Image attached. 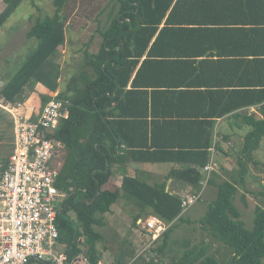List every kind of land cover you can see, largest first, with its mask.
Listing matches in <instances>:
<instances>
[{"label":"trees","instance_id":"trees-1","mask_svg":"<svg viewBox=\"0 0 264 264\" xmlns=\"http://www.w3.org/2000/svg\"><path fill=\"white\" fill-rule=\"evenodd\" d=\"M23 1L0 0L3 4L0 29ZM69 1L52 0L53 12L35 17L26 32V39L32 40L27 57L8 79H0V98L5 102L16 106L28 98L33 101L37 113L27 116L31 120L38 117L42 107L59 89L61 69L57 59L59 48L66 41L68 15L65 9ZM243 1L245 6L257 5L261 8L259 14H264V0ZM184 4L187 0H116L113 11H106V7L101 8L105 12L93 11H97L95 15L99 17L106 14L103 22L93 15L100 43L94 52L88 43L77 51L81 56L79 64L56 97L68 102V118L60 121L58 130L48 134L65 147L56 187L66 198L56 224L58 241L66 247L69 260L84 254L88 264H97L113 241L119 243L114 264H124L126 258L138 253L145 243L142 240L136 246L126 237L118 238L119 241L115 236L108 237L111 230L105 214L122 200L135 209L131 228H138L137 221L149 215L171 223L159 244L149 252L150 260L139 257L134 263L162 264L171 254L175 242L173 232L186 221L181 213L182 198L166 190V181L172 179L190 186L194 194L201 190V170L211 154L214 159L216 153L214 118L210 116V121L158 120L152 108L149 111L155 97L172 98L177 93L168 90L171 85L146 81L143 77L150 68L161 69L175 60L162 52L161 40L165 31L181 30L182 24L176 23L175 15ZM251 25L264 30V19L252 21ZM256 71H262V67ZM255 84L254 88H248L250 90L236 92L238 103L234 108L258 105L260 117L243 116L249 131L238 148L231 149L235 151L236 166L228 172L221 170L226 178L216 170L211 172L208 184L217 190L199 220L200 229L208 238L229 250L231 264H264L263 206L254 207L253 225L247 229L234 205L239 189H245L249 164L254 165L256 172L264 173V163L254 157L264 140V82ZM134 99L141 106L136 114L130 110ZM25 110L22 109L23 114ZM160 136L183 140V144H161ZM12 139L10 117L0 109V143L7 141L0 145V174L7 166ZM132 163L173 166L164 182L149 184L139 175L126 174L123 166ZM116 172L122 175L119 186L112 182ZM251 177L258 179L254 174ZM245 198L244 194L240 195L244 205ZM209 251L210 245L205 239L194 245L184 241L179 255L169 257V264H218ZM28 264L42 263L30 261Z\"/></svg>","mask_w":264,"mask_h":264},{"label":"crops","instance_id":"crops-1","mask_svg":"<svg viewBox=\"0 0 264 264\" xmlns=\"http://www.w3.org/2000/svg\"><path fill=\"white\" fill-rule=\"evenodd\" d=\"M252 6H245L243 0H187L185 7H181L175 15L178 21L176 23L182 24L181 30H167L161 40L162 52L168 53L167 55H171L175 60L161 69L158 66L155 70L150 68L143 76L146 81H162L171 85L173 87L168 90L177 93L172 95V98L155 97L149 111L152 108L151 111H154L158 120L187 118L194 121H210V116L214 118L213 144L217 146L214 156L217 165L215 170L223 178L226 176L222 175L221 170L228 172L236 166L235 151L231 149H237L249 131L243 116L260 117L258 105L234 108L238 103L235 100L236 92L250 90L248 88H254L255 83L264 82V30L251 25L252 21L263 20L264 14H259L261 8L257 5ZM259 67H262L260 72L256 71ZM137 104L134 99L130 106L132 114L140 110L141 106ZM27 105L26 100L24 108ZM24 114L30 115L26 110ZM236 115L238 117H235ZM158 141L161 144H183V140L164 139L161 136ZM172 166L168 163H132L123 168L128 176L139 175L149 184H154L164 182ZM252 174L249 168L247 178L251 179ZM121 179L122 175L116 172L112 182L119 186ZM166 190L181 198L194 194L190 186L172 179L166 181ZM201 190L199 201L207 203L214 198L217 189L214 185L206 183ZM246 192V189H239L236 199L241 202L240 195L246 196ZM124 204L121 200L116 208H113L115 204L111 206L110 212L105 214L108 225L115 223L122 227L125 224L123 217L129 215L123 210L131 208ZM236 208L238 209L237 206ZM131 213L130 216L133 215ZM112 229L117 234L115 237L121 240L124 237L135 240L133 232L138 231V228H130V232L128 230V233L124 234L122 229ZM101 261L105 262L103 257Z\"/></svg>","mask_w":264,"mask_h":264},{"label":"built area","instance_id":"built-area-1","mask_svg":"<svg viewBox=\"0 0 264 264\" xmlns=\"http://www.w3.org/2000/svg\"><path fill=\"white\" fill-rule=\"evenodd\" d=\"M57 93L35 120L22 113L25 101L13 106L0 98V109L10 117L13 136L7 166L0 174V264H88L84 254L69 260L66 247L58 241L56 218L66 194L56 187V175L65 147L48 134L58 130L69 110L68 102L56 99ZM216 166L211 154L201 170V189ZM201 193L181 199L182 214L199 201ZM137 224L145 243L124 264H134L139 257L148 262L149 252L171 225L155 215L139 219Z\"/></svg>","mask_w":264,"mask_h":264},{"label":"rangeland","instance_id":"rangeland-1","mask_svg":"<svg viewBox=\"0 0 264 264\" xmlns=\"http://www.w3.org/2000/svg\"><path fill=\"white\" fill-rule=\"evenodd\" d=\"M115 1L116 0H70L68 2L65 9L68 15V23L66 24L65 30L66 41L65 44L59 48L60 55L57 59L61 69L58 91L64 88L65 82L79 64L81 56L77 51L83 48L84 44L88 43L90 50L94 52L100 43V37L96 30L97 24L93 22L94 17L96 16L97 18L99 16L95 15L97 11H93L95 9L99 11L102 7H106V11H113L115 9ZM2 9L3 4H0V12ZM53 10L52 0H25L3 25L0 29V79H6L9 75L11 76L27 57L31 49L32 40L26 39V32L33 24L35 17L38 15L44 16L46 14H51ZM103 11L105 12V10ZM93 15L95 16L93 17ZM105 15L106 14L103 13L99 17L101 22H103ZM27 103L28 105L25 109L30 114L28 116L37 113L36 109H34V103L30 98L27 99ZM3 144H7V141L5 140L0 143V145ZM254 157L255 160L264 163V140L261 141L259 149L254 153ZM259 167H262V165ZM249 168L258 179L247 178V184L245 185V189L248 191L246 194V205H243L238 199L235 201V205L241 213L240 219L244 222V227L247 229H251L253 225L254 207L260 204L264 209V173L256 172L253 164H249ZM223 176L225 175L223 174ZM207 203L200 200L183 213L186 221L179 224L178 228L173 232L172 239L175 242L172 243L171 254L165 257L162 264H169L170 256L179 255L184 241H189L194 245L199 243L202 239H205L206 243L210 245L209 253L216 258L218 264H231V254L229 250L221 244L211 241L206 233L200 229L199 220L205 213ZM119 204L120 201L116 202L113 208H116ZM129 207L131 209L125 208L123 210L129 215L123 217V223L125 222V224L122 227H118L111 221L114 224L112 226L109 225V229L113 230L112 228L115 227L117 229H122L121 232L124 234H126L128 230V232H130L132 222L130 213L131 211L134 213L135 209L130 205ZM141 231L140 228L136 232L132 231L135 234V240L131 237L129 239L132 240L131 242L136 246H139L141 240L144 242V236H142ZM111 236L117 237L115 230H113L108 237ZM117 244L113 241L110 243L111 247L108 248V251L104 252L103 259L105 260V264L115 263V250L118 248Z\"/></svg>","mask_w":264,"mask_h":264},{"label":"water","instance_id":"water-1","mask_svg":"<svg viewBox=\"0 0 264 264\" xmlns=\"http://www.w3.org/2000/svg\"><path fill=\"white\" fill-rule=\"evenodd\" d=\"M0 84H2V83H0Z\"/></svg>","mask_w":264,"mask_h":264}]
</instances>
